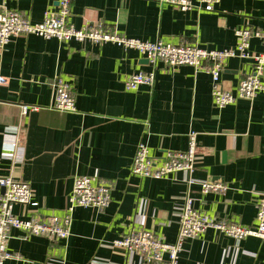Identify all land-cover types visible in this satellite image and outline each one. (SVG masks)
Instances as JSON below:
<instances>
[{
  "label": "crops",
  "instance_id": "0c3cea01",
  "mask_svg": "<svg viewBox=\"0 0 264 264\" xmlns=\"http://www.w3.org/2000/svg\"><path fill=\"white\" fill-rule=\"evenodd\" d=\"M58 1L0 0V6L37 25L46 11H57ZM69 22L76 29L103 24L131 39L221 51L238 44L237 29H264V0H222L213 13L183 12L163 0H72ZM250 48L262 51L257 39ZM154 71L152 87L126 91L128 77ZM253 72L252 61L231 58L222 86L234 93ZM59 78L73 82V113L51 109ZM22 106L38 109L23 117ZM191 131L199 146L194 180L228 187L225 193L203 195L193 186L195 207L219 222L254 227L264 191V95L219 109L206 71L153 66L137 51L113 44L32 35L12 39L0 50V179L29 183L38 205L17 206L14 213L27 219L62 217L76 177L106 186L112 202L103 211L77 209L65 241L13 230L8 251L18 258L5 264H142L112 246L132 229L174 244L188 174L143 179L132 175L131 166L142 139L159 158L186 151ZM16 141L23 154L13 149ZM178 264H264V243L238 242L209 229L186 242Z\"/></svg>",
  "mask_w": 264,
  "mask_h": 264
},
{
  "label": "built area",
  "instance_id": "2783aa9c",
  "mask_svg": "<svg viewBox=\"0 0 264 264\" xmlns=\"http://www.w3.org/2000/svg\"><path fill=\"white\" fill-rule=\"evenodd\" d=\"M185 12L199 10L213 13L222 0H163ZM72 0H59L56 12L46 11L43 21L33 25L20 13L0 6V50L7 47L12 39L23 36H36L44 40H57L63 43L76 41L80 44L94 45L113 44L125 50H135L144 56L153 66L163 64L167 69L191 67L206 71L212 79V95L214 105L219 109L236 105L239 101H253L264 95V29L253 30L250 27L237 29L235 35L238 44L232 49L211 50L195 44L172 45L157 41L155 43L121 36L117 31L106 28L103 24L87 26L82 29L73 27L71 17ZM257 39L262 51H251L250 42ZM231 58L250 60L254 72L243 79L233 93L223 88L222 72L226 62ZM156 81L155 71L140 73L128 77L125 82L126 91H137L141 86L152 87ZM73 82L59 78L54 85V101L52 110L62 113H73L76 109ZM36 107L22 106V116L26 117ZM17 153H24L19 141L13 145ZM198 134L191 131L188 135V147L184 152H165L159 158L150 155L147 144L142 139L136 150L131 166V173L143 179L162 180L170 176L188 174L187 193L184 204L179 212V232L174 244H167L156 234L144 229H132L127 235L113 242L116 250L123 251L127 256H137L142 264H178L187 241L198 238L209 229L241 242L248 238H256L264 243V191L259 193L254 227H243L238 223H224L208 216L195 207L191 188L201 187V193L221 194L228 187L219 183L197 182L193 178L198 155ZM0 188L5 189L0 197V264L18 257L8 251V244L13 230L25 237H41L48 241H65L70 237L74 212L79 208L103 211L110 207L111 194L106 186L90 177H76L69 204L62 217H50L42 220L36 217L27 219L16 215L14 208L20 206L37 208L31 185L13 178L0 179Z\"/></svg>",
  "mask_w": 264,
  "mask_h": 264
},
{
  "label": "water",
  "instance_id": "95a60500",
  "mask_svg": "<svg viewBox=\"0 0 264 264\" xmlns=\"http://www.w3.org/2000/svg\"><path fill=\"white\" fill-rule=\"evenodd\" d=\"M3 190V194H4V192H5V189H2Z\"/></svg>",
  "mask_w": 264,
  "mask_h": 264
}]
</instances>
